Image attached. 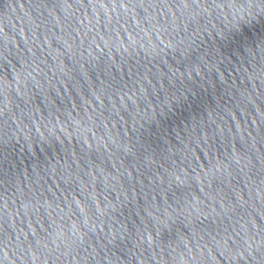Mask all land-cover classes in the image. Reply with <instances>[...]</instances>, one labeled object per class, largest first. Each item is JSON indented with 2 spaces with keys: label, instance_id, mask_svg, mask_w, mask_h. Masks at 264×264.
<instances>
[{
  "label": "water",
  "instance_id": "obj_1",
  "mask_svg": "<svg viewBox=\"0 0 264 264\" xmlns=\"http://www.w3.org/2000/svg\"><path fill=\"white\" fill-rule=\"evenodd\" d=\"M0 264H264V0H0Z\"/></svg>",
  "mask_w": 264,
  "mask_h": 264
}]
</instances>
